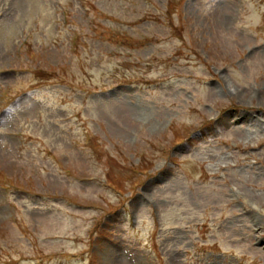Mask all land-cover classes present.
<instances>
[{"label":"rangeland","instance_id":"obj_1","mask_svg":"<svg viewBox=\"0 0 264 264\" xmlns=\"http://www.w3.org/2000/svg\"><path fill=\"white\" fill-rule=\"evenodd\" d=\"M262 243L264 0H0V264Z\"/></svg>","mask_w":264,"mask_h":264}]
</instances>
